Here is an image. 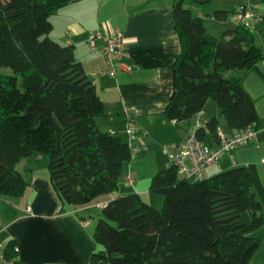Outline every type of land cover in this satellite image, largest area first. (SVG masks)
<instances>
[{"label":"trees","instance_id":"obj_1","mask_svg":"<svg viewBox=\"0 0 264 264\" xmlns=\"http://www.w3.org/2000/svg\"><path fill=\"white\" fill-rule=\"evenodd\" d=\"M75 1L0 0V68L11 71L0 72V198L23 194L27 182L16 163L41 154L64 212L115 191L131 159L122 136L97 127L104 104L74 46L49 36L50 16ZM255 3L264 7V0ZM172 11L180 51L170 65L173 90L162 115L192 119L212 100L229 130L260 127L242 84L244 73L264 62L253 30L231 20L236 9L211 13L219 23H234L220 36L207 33L204 18L183 0H173ZM206 121L207 132L198 136L217 140L218 119ZM148 191L163 196L161 209L135 192L101 207L88 264H250L260 245L253 232L264 226V215L246 166L190 181L168 165L151 177ZM14 245L10 240L4 254L15 256Z\"/></svg>","mask_w":264,"mask_h":264},{"label":"crops","instance_id":"obj_2","mask_svg":"<svg viewBox=\"0 0 264 264\" xmlns=\"http://www.w3.org/2000/svg\"><path fill=\"white\" fill-rule=\"evenodd\" d=\"M172 2L77 0L50 16L49 36L60 44L74 46L75 58L81 62L104 104L105 114L95 118L97 127L122 136L131 148V159H145L151 152L158 155L150 170L135 168L131 159L123 165L125 175L132 173L135 176L131 185L125 178L126 189L118 186L115 191L96 197L90 204L67 212L60 209L48 181V171H41L38 160H42V155L20 159L16 169L27 182L23 194L0 198V245L5 250L10 240L15 241L18 264H88L96 249L92 233L102 215L99 204H107L115 197L132 192L140 196L149 194L148 185L153 173L169 165L162 148L181 142L187 136L193 118L168 121L162 115L173 90L170 65L180 51ZM197 16H202L201 12ZM93 29L122 33L127 40V61L137 64V69L111 75L103 56L87 48L88 33ZM242 84L254 101L258 117L264 121V62L244 73ZM208 102L202 109L206 119L211 117L206 116ZM213 108L218 126L228 132L218 107L214 104ZM127 123L135 126V139L131 141L124 132ZM205 141L217 145L216 138L208 133ZM234 166L248 168L264 215V127H260L256 140L234 148L207 167L206 176ZM142 181L147 183L141 185ZM253 236L260 239V245L250 264H264V226L254 231Z\"/></svg>","mask_w":264,"mask_h":264},{"label":"built area","instance_id":"obj_3","mask_svg":"<svg viewBox=\"0 0 264 264\" xmlns=\"http://www.w3.org/2000/svg\"><path fill=\"white\" fill-rule=\"evenodd\" d=\"M231 20L236 24H242L254 29L260 21L258 4L248 0L241 3ZM127 40L122 33H109L101 29L89 31L87 48L90 52L99 53L103 56L111 75L118 71L131 73L137 69V64L128 62L126 49ZM206 118L203 111H199L193 118L192 125L183 141L163 147L167 155L169 165H174L180 175L190 181H200L206 178V168L217 163L221 157L241 145L256 140L260 127H264V121L257 127L255 123L241 129H233L225 132L220 126L216 127L217 145H211L198 136L201 130L207 132ZM124 132L129 141L135 139V126L132 123L125 125ZM135 176L132 173L126 175V183L133 184ZM29 211L30 209L27 208ZM14 251L17 248L14 247ZM3 246L0 245V264H18L15 256L4 254Z\"/></svg>","mask_w":264,"mask_h":264},{"label":"rangeland","instance_id":"obj_4","mask_svg":"<svg viewBox=\"0 0 264 264\" xmlns=\"http://www.w3.org/2000/svg\"><path fill=\"white\" fill-rule=\"evenodd\" d=\"M245 1H247V0H209V1L207 0L203 3H198L197 0H183V7L189 9L193 16H197V13L201 12L202 17L204 18V26H205L206 32L209 34L215 35V36H220L222 34V31L225 28L233 26L234 23L231 22L230 19L225 24H222V23L220 24L219 22H217L214 19V17L211 16V13L214 11V7H216V9H226V10L237 9L238 6ZM248 1L254 3L256 0H248ZM258 11H259V16H260V21L256 24L255 28L252 30H253L254 35H255L256 45L259 47H262V46H264V7H263V5H259ZM0 72L10 73L11 71L7 67H1ZM208 103L209 104H208V110H207L206 116L214 117L213 101L209 100ZM211 105H213V106H211ZM157 155H158L157 153L151 152L150 156L146 157L145 159L144 158L142 159L140 157H138L136 159L132 158L130 160V162L134 161V167L135 168L142 169V170H150V168L152 169L154 166V160H155V158H157ZM45 160H47V157L42 155V160H38V161H39L40 166L42 168L41 171L43 170V171L47 172ZM155 172H157V170ZM155 172L153 173V175L155 174ZM125 176H126L125 175V169L123 168L121 176L118 180V186H120V188L126 189V187H128V186L125 184V178H126ZM182 177L183 176L179 174V178H182ZM146 183H147L146 181H142L141 185L146 184ZM136 185H137V183H136ZM140 197L144 202L151 204L156 209H158V210L161 209L162 202H163V196L162 195L150 192L149 194H146V195L143 194ZM105 205L106 204H99V207H104Z\"/></svg>","mask_w":264,"mask_h":264},{"label":"water","instance_id":"obj_5","mask_svg":"<svg viewBox=\"0 0 264 264\" xmlns=\"http://www.w3.org/2000/svg\"><path fill=\"white\" fill-rule=\"evenodd\" d=\"M205 1H207V0H197L198 3H203Z\"/></svg>","mask_w":264,"mask_h":264}]
</instances>
